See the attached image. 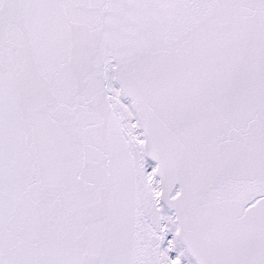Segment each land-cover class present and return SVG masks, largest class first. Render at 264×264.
I'll use <instances>...</instances> for the list:
<instances>
[{
  "label": "snow or ice",
  "instance_id": "snow-or-ice-1",
  "mask_svg": "<svg viewBox=\"0 0 264 264\" xmlns=\"http://www.w3.org/2000/svg\"><path fill=\"white\" fill-rule=\"evenodd\" d=\"M0 264H264V0H0Z\"/></svg>",
  "mask_w": 264,
  "mask_h": 264
}]
</instances>
